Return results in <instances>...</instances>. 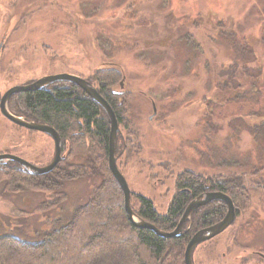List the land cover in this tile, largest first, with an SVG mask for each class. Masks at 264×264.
<instances>
[{"label":"rangeland","instance_id":"obj_1","mask_svg":"<svg viewBox=\"0 0 264 264\" xmlns=\"http://www.w3.org/2000/svg\"><path fill=\"white\" fill-rule=\"evenodd\" d=\"M1 43L0 98L46 74L89 79L119 67L114 90L130 94L126 117L141 144L117 160L131 192L166 213L182 171L243 173L248 207L199 245L193 262L264 264L256 254L264 253V0H0ZM119 131L127 134L125 125ZM1 153L44 166L54 141L0 113ZM99 181L66 182V201L45 213L40 205L51 193L0 187V235L39 240L66 224Z\"/></svg>","mask_w":264,"mask_h":264},{"label":"trees","instance_id":"obj_2","mask_svg":"<svg viewBox=\"0 0 264 264\" xmlns=\"http://www.w3.org/2000/svg\"><path fill=\"white\" fill-rule=\"evenodd\" d=\"M121 78L119 67H104L88 80L96 84L119 124L127 128L125 136L119 131L115 154L117 160L122 155L129 160L141 151V144L135 124L126 117L131 96L114 90ZM8 105L15 115L55 128L63 142L64 157L53 171L43 175H33L15 161L0 164L2 190L10 194L51 193L40 205L45 213L66 201V182L85 177L100 181L66 224L44 232L39 240L0 235V264H185V248L193 234L225 216L226 203L215 200L194 212L179 237L164 238L150 229L135 227L125 209L121 186L109 168L110 119L93 98L75 84L57 82L16 94ZM175 185L166 213H160L150 198L131 192V205L132 197L138 201L133 210L160 230L171 232L188 204L207 189L228 194L237 215L251 199V186L243 173L210 178L184 170L176 175Z\"/></svg>","mask_w":264,"mask_h":264},{"label":"water","instance_id":"obj_3","mask_svg":"<svg viewBox=\"0 0 264 264\" xmlns=\"http://www.w3.org/2000/svg\"><path fill=\"white\" fill-rule=\"evenodd\" d=\"M57 82H69L77 85L84 92H86L91 98H93L104 109V111L108 115L111 124L110 137H109V168L113 176L121 186V189L124 194L125 209L128 213L130 221L135 227L150 229L154 231L157 235L162 236L164 238L179 237L183 233L185 224L191 220L192 215L197 209L215 200H221L226 203L227 212L225 216L220 221L198 230L196 233L193 234V236L189 240L185 248L184 262L185 264H194L193 253L196 250V248L202 243L217 237L234 223L237 217V213L232 198L228 194L221 191L206 192L197 196L188 204L176 228L171 232H165L163 230H160L151 222L141 218L132 208L131 189L128 185L125 176L120 171L117 164V158L115 154L116 141L119 133V122L117 116L111 105L107 102V100L99 93L97 88L93 84H91L87 79L74 74L59 73V74L47 75L32 83L16 85L8 89L0 99L1 114L10 122L20 127H23L31 131L42 132L44 134L49 135L54 141L55 149H54L53 159L51 160V162H49L47 165L44 166H36L30 163L29 161H27L26 159L11 153H1L0 164H6L9 161L18 162L29 173L33 175L47 174L53 171L58 166L61 159L64 157L63 142L59 133L55 130V128L47 124L30 121L27 120L25 117L15 115L10 111L8 105L9 100L13 95L25 93V92L37 91ZM121 85H123V82H121ZM154 114H156L155 105H154Z\"/></svg>","mask_w":264,"mask_h":264},{"label":"flooded vegetation","instance_id":"obj_4","mask_svg":"<svg viewBox=\"0 0 264 264\" xmlns=\"http://www.w3.org/2000/svg\"><path fill=\"white\" fill-rule=\"evenodd\" d=\"M21 9V8H20ZM19 11V13L20 14H29L30 13V11L29 12H27V11H25L24 13H23V11H20V10H18ZM1 48H2V43H1V45H0V50H1ZM59 73H65V72H58V73H52V74H46V75H43V77L44 76H47V75H53V74H59ZM70 74V73H69ZM74 75H76V74H74ZM78 75V74H77ZM78 76H80V75H78ZM41 78H42V76H41ZM38 79H40V78H38ZM38 79H36V80H38ZM36 80H33V81H30V82H28V83H25V84H29V83H32V82H34V81H36ZM88 80V79H87ZM89 81V80H88ZM90 82V81H89ZM91 83V82H90ZM92 84V83H91ZM95 86V85H94ZM5 93V92H4ZM3 96V95H2ZM1 96V97H2ZM13 96H15V95H13ZM12 96V97H13ZM11 97V98H12ZM10 98V99H11ZM1 99V98H0ZM1 113V112H0ZM12 123V122H11ZM14 124V123H13ZM14 125H16V124H14ZM16 126H18V125H16ZM18 127H20V126H18ZM20 128H23V127H20ZM54 149H55V147H54ZM54 157V156H53ZM53 159V158H52ZM51 162V161H50ZM206 187H207V185H206ZM216 191H218V190H206V191H204L203 193H206V192H216ZM203 193H201V194H203ZM200 194V195H201ZM257 255H259L263 260H264V253H262V252H259V251H257V253H256ZM243 264V263H242Z\"/></svg>","mask_w":264,"mask_h":264}]
</instances>
